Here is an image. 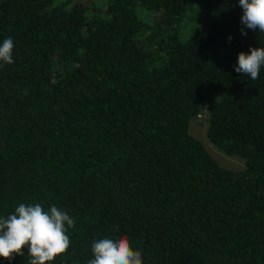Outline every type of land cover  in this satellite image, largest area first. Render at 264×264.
<instances>
[{
	"label": "trees",
	"instance_id": "1",
	"mask_svg": "<svg viewBox=\"0 0 264 264\" xmlns=\"http://www.w3.org/2000/svg\"><path fill=\"white\" fill-rule=\"evenodd\" d=\"M53 1L0 0V44L15 45L0 67V217L65 210L72 246L53 264H87L109 236L144 264H264V67H234L264 34L239 0H107L106 16ZM207 104L210 141L244 168L189 132Z\"/></svg>",
	"mask_w": 264,
	"mask_h": 264
},
{
	"label": "clouds",
	"instance_id": "2",
	"mask_svg": "<svg viewBox=\"0 0 264 264\" xmlns=\"http://www.w3.org/2000/svg\"><path fill=\"white\" fill-rule=\"evenodd\" d=\"M243 9L241 23L254 32L264 34V0H239ZM243 35H247L244 28ZM232 37H229L231 41ZM14 42L4 39L0 44V67L14 63ZM235 71L256 80L264 67V47H253L250 54L241 52ZM76 221L56 205L45 210L40 203H21L7 217H0V258L12 261L24 256L27 249L29 264H53L66 255L72 246L68 234ZM94 258L87 264H144L141 250L134 249L127 236L105 237L92 244Z\"/></svg>",
	"mask_w": 264,
	"mask_h": 264
},
{
	"label": "rangeland",
	"instance_id": "3",
	"mask_svg": "<svg viewBox=\"0 0 264 264\" xmlns=\"http://www.w3.org/2000/svg\"><path fill=\"white\" fill-rule=\"evenodd\" d=\"M64 4L68 8H71L74 5H83L89 7L90 15L98 14L106 16V11L108 7L107 0H54L53 5ZM139 13L142 14L144 11L143 8H138ZM188 32H185L182 37L186 38ZM209 116H210V104H207V107L204 108L203 112L193 118L189 124V132L196 138H198L204 144L206 150L216 159L220 165L229 169H242L245 167L244 159L234 156L227 155L222 152L216 145H214L208 137V126H209Z\"/></svg>",
	"mask_w": 264,
	"mask_h": 264
}]
</instances>
